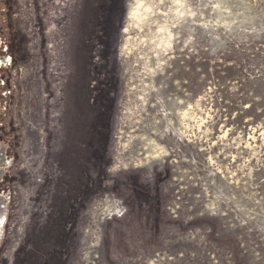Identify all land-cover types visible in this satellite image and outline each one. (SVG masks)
I'll list each match as a JSON object with an SVG mask.
<instances>
[{
  "label": "rangeland",
  "instance_id": "obj_1",
  "mask_svg": "<svg viewBox=\"0 0 264 264\" xmlns=\"http://www.w3.org/2000/svg\"><path fill=\"white\" fill-rule=\"evenodd\" d=\"M0 75V264H264V0H0Z\"/></svg>",
  "mask_w": 264,
  "mask_h": 264
},
{
  "label": "built area",
  "instance_id": "obj_2",
  "mask_svg": "<svg viewBox=\"0 0 264 264\" xmlns=\"http://www.w3.org/2000/svg\"><path fill=\"white\" fill-rule=\"evenodd\" d=\"M9 57L8 58L6 57L7 58V61H10V63L7 64V66L9 65V66L12 67V63H11L12 58L10 60ZM3 58H5V56ZM3 62H4V60H3ZM4 63H6V62H4ZM3 77L4 76H2V75L0 76V91L5 88V90L2 92V95L3 96L5 95V97H7V98L8 97H11V96H15L14 95V92L16 93V91H17L16 88H18V84L16 83L15 78L12 75H10L7 78V80H5ZM40 85L42 86V90H43V93L40 96V106H41L40 107V110L43 113V119H42V123H41V132L43 133V138H44V141H45L46 134H45L44 122H45V114H46L47 94H46V88L44 87V84L43 83H40ZM0 152H1V154H0V160H1V162L3 163L5 161L4 163L6 165H8V166L11 165L10 162L12 161V159L9 156L6 155V153L4 152V149H1ZM25 153H26V150H24V153H23V157L24 158L21 160V162H19V165H18L19 167L18 166H16V167H18V170H20V173H24L26 176H28L29 175L28 173L30 171H29V167H27V165H26V161H27V157H28V160H31L29 158L31 155H28L27 154L28 156L27 155L24 156ZM44 158H45V155L43 156V159ZM2 196L3 195L0 194V198ZM6 205L7 204L5 203V206ZM3 219H4V224H5L6 223V216L3 217Z\"/></svg>",
  "mask_w": 264,
  "mask_h": 264
},
{
  "label": "flooded vegetation",
  "instance_id": "obj_3",
  "mask_svg": "<svg viewBox=\"0 0 264 264\" xmlns=\"http://www.w3.org/2000/svg\"><path fill=\"white\" fill-rule=\"evenodd\" d=\"M97 25V30L98 31H96V32H102L103 34H101L102 36H100V35H96L98 38H99V41L96 43V45L94 46V47H92V46H90V54H92L91 53V50H94L93 52H94V54H97V55H99L103 60H106V58H107V56H108V54H109V46L107 47V44H109V30L108 31H103V30H105V27L104 28H102L100 25L101 24H99V23H97L96 24ZM100 26V27H99ZM95 32V33H96ZM94 33V34H95ZM94 34H91L89 37V39L90 40H92L93 41V38H94ZM89 35V34H88ZM87 35V36H88ZM106 37H107V39H106ZM85 38H86V36H85ZM96 38V37H95ZM99 43V44H98ZM96 50V51H95ZM96 52V53H95ZM1 76V75H0ZM4 76V75H3ZM89 80V79H88ZM91 95V94H90ZM90 95L88 96V99L90 98ZM89 103V102H88ZM83 116H82V118H80V120H78V121H76V126H77V130L79 131V127L81 128V130H82V133H83V131H84V128H85V126H86V118L87 117H85L86 115H85V113L83 112ZM98 114H99V117H100V112H98ZM101 114H102V111H101ZM104 125H105V122H104ZM46 165V164H45ZM1 219V221L3 220V217L2 218H0Z\"/></svg>",
  "mask_w": 264,
  "mask_h": 264
},
{
  "label": "bare ground",
  "instance_id": "obj_4",
  "mask_svg": "<svg viewBox=\"0 0 264 264\" xmlns=\"http://www.w3.org/2000/svg\"><path fill=\"white\" fill-rule=\"evenodd\" d=\"M144 141H145V140H143V138H140V139H139V143H144ZM145 146H147V145H145ZM140 147H141V146H140ZM143 147H144V145H143ZM146 149H147V150H146L147 152H150V150H151L150 147H146ZM0 203H3V202H2V199H1V202H0ZM4 208H5V205H4V204H3V205H0V218L4 217V215H5V214L3 213V212H4V211H3ZM2 211H3V212H2Z\"/></svg>",
  "mask_w": 264,
  "mask_h": 264
}]
</instances>
